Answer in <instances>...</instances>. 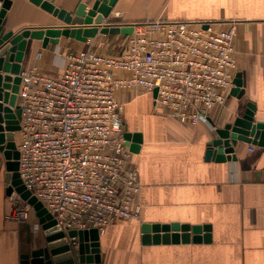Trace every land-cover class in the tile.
Returning <instances> with one entry per match:
<instances>
[{
    "label": "crops",
    "instance_id": "1",
    "mask_svg": "<svg viewBox=\"0 0 264 264\" xmlns=\"http://www.w3.org/2000/svg\"><path fill=\"white\" fill-rule=\"evenodd\" d=\"M43 1L73 13L79 4L88 9L96 0ZM158 19L234 22V80L240 75L244 94L239 100L230 95L231 89L224 104L210 112L209 124L186 125L155 112L151 95L118 93L124 104V134L141 135L131 158L138 173L141 209L138 221L115 222L99 236V264H264V149L253 146L251 152L249 145L238 143L235 161L220 164L205 157L214 130L241 115L247 102L256 107L254 121L264 124V0H117L107 23ZM62 25L28 0H12L1 35ZM119 40L120 36L100 34L85 43L61 38L57 46L45 49L41 41L28 40L20 67L34 64L52 75L58 69L57 54L82 49L102 52L99 48L113 49ZM126 145L130 150L133 143ZM4 171L0 154V264H20L22 254L45 246L47 234L43 230L32 234L29 224L5 219L11 205ZM173 223L209 227L210 232L202 231L200 237L209 234L210 241L143 242V227Z\"/></svg>",
    "mask_w": 264,
    "mask_h": 264
},
{
    "label": "built area",
    "instance_id": "2",
    "mask_svg": "<svg viewBox=\"0 0 264 264\" xmlns=\"http://www.w3.org/2000/svg\"><path fill=\"white\" fill-rule=\"evenodd\" d=\"M115 26L132 28L115 43L117 55L82 49L57 54L52 75L34 64L18 74L17 173L55 221V232L96 229L100 236L115 222L139 220L140 184L118 93L151 95L155 112L197 125L209 124L210 112L234 87V22L158 19ZM5 185L11 188L5 219L42 232L32 206ZM68 243L76 249V239Z\"/></svg>",
    "mask_w": 264,
    "mask_h": 264
},
{
    "label": "water",
    "instance_id": "3",
    "mask_svg": "<svg viewBox=\"0 0 264 264\" xmlns=\"http://www.w3.org/2000/svg\"><path fill=\"white\" fill-rule=\"evenodd\" d=\"M12 0H0V154L5 160L4 181L15 188L20 198L32 206L35 216L38 219L42 230L47 234L45 246L30 250L21 255L20 264H99V234L96 229L85 231H70L67 234L55 232V221L43 206L25 191L21 184L18 170V152L15 146V134L19 131L20 109L16 106L17 93L20 79L18 74L21 70L20 64L23 61L27 49L28 40L42 42V48L49 45L57 46L61 38L72 39L81 43L94 39L97 35L105 36H129L132 33L131 27H107L105 21L110 16L117 0H96L87 9L86 4H79L73 13L56 8L52 3L43 0H28L42 11L58 19L63 25L46 29H23L17 34L7 32L1 35L2 21L6 12L11 6ZM230 95L241 99L244 92L241 89L242 82L240 75ZM256 107L247 102L244 111L223 128L214 130V138L206 144V160L216 163L235 161L234 148L238 143L255 146L264 149V124L254 121ZM125 140L132 141L130 151L134 154L138 151V144L141 142V135L125 134ZM11 193L8 188L6 194ZM202 231L210 232L209 227H189L178 223L166 225H153L143 227V242L153 244H179L207 243L210 235L201 239ZM152 233V238L149 233ZM193 235L191 238V234ZM74 238L77 247L74 249L68 239Z\"/></svg>",
    "mask_w": 264,
    "mask_h": 264
},
{
    "label": "rangeland",
    "instance_id": "4",
    "mask_svg": "<svg viewBox=\"0 0 264 264\" xmlns=\"http://www.w3.org/2000/svg\"><path fill=\"white\" fill-rule=\"evenodd\" d=\"M113 26H115V24H112V26L111 27H113ZM99 49H102V50H104V51H102V52H106V53H113V55H117L118 54V52L120 51V48L119 47H114L113 49H106L105 47L104 48H99ZM106 49V50H105ZM50 53H54V49H53V51H51ZM54 70V69H53ZM34 215H35V213H34ZM33 215V216H34Z\"/></svg>",
    "mask_w": 264,
    "mask_h": 264
},
{
    "label": "trees",
    "instance_id": "5",
    "mask_svg": "<svg viewBox=\"0 0 264 264\" xmlns=\"http://www.w3.org/2000/svg\"><path fill=\"white\" fill-rule=\"evenodd\" d=\"M109 24H116V25H118V23H113V22H109ZM123 37H121V39H122Z\"/></svg>",
    "mask_w": 264,
    "mask_h": 264
}]
</instances>
